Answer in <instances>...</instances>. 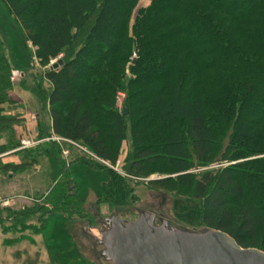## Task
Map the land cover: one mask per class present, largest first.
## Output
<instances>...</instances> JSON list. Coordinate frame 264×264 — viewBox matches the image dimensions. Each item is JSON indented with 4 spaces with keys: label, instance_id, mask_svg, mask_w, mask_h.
Here are the masks:
<instances>
[{
    "label": "trees",
    "instance_id": "16d2710c",
    "mask_svg": "<svg viewBox=\"0 0 264 264\" xmlns=\"http://www.w3.org/2000/svg\"><path fill=\"white\" fill-rule=\"evenodd\" d=\"M2 1L25 29L24 47L33 49L37 65L45 69L46 127L62 143L16 151L18 144L9 136L7 145L0 147V156L19 153V161L12 165L0 160V176L35 168L46 160L51 188L44 200L52 209L69 207L80 214L78 201L65 194L70 184L68 167L115 166L118 146L131 132L126 177L110 172L114 179L102 195L112 209L125 204L129 179L149 177L147 167L162 156L170 172L166 188L190 190L195 182L192 161L199 167L209 165L218 148L217 137L228 135L222 155L214 160L227 165L216 171L210 190L197 205L180 211L185 222L201 227H187L169 218L189 229L221 231L242 248L264 251V0ZM139 1H146L148 8L137 12L133 26L137 58L130 73L134 79L118 80L100 69L94 73L95 54L114 58L122 50L129 18ZM230 2L232 7L227 8ZM217 17L219 23L214 21ZM4 51L0 42V105L10 99L11 88ZM60 56L61 66L51 69L50 63ZM215 71L220 75H210ZM199 83L211 92L200 90ZM38 87L41 90L40 83ZM142 87L147 92L159 89L147 98L144 110L149 117L142 116L143 109L134 100ZM122 90L128 96L126 115L111 98ZM108 92L113 95L107 96ZM146 118L151 121L136 132L135 122ZM10 123L17 120L0 118V132L12 131ZM173 123L185 126L190 149L179 134L166 132ZM66 146L72 149L67 150V157ZM32 196L41 195L35 190ZM58 258L67 261L59 255L53 261Z\"/></svg>",
    "mask_w": 264,
    "mask_h": 264
},
{
    "label": "rangeland",
    "instance_id": "374dc122",
    "mask_svg": "<svg viewBox=\"0 0 264 264\" xmlns=\"http://www.w3.org/2000/svg\"><path fill=\"white\" fill-rule=\"evenodd\" d=\"M226 7L231 8L232 2ZM146 8H148L146 1H139L135 7L129 18L122 50L116 57L106 58L101 54L94 55L91 66L94 73L100 69L105 75L118 80H122V78L134 79L130 73V67L137 58V52L132 47L136 41L133 26L137 19V12ZM243 11L250 12L247 9ZM220 20L219 17L214 19L217 23ZM22 27L11 17L3 1L0 0V42L10 66L9 83L11 85L8 93L10 99L0 105V118L8 117L17 120V123L9 124V129L12 128V131L9 130L10 134L5 131L0 132V147L7 145L6 140L9 136L14 144H18L16 151L28 149L37 144L58 146L62 140L51 135L46 127L49 115L48 107L43 102L44 92L47 91V84L42 80L45 69H41L37 65L33 57V49L29 46L24 47L25 41L22 39H24L25 29L22 30ZM130 47L131 50L128 54ZM59 58L62 59L63 56ZM210 75H220V73L215 71ZM39 83L41 90L38 91ZM198 88L205 93L211 92L207 85L199 83ZM146 90H148L146 87H142L136 91L138 95L134 100L138 108L143 109L142 116L149 117V111L144 110L145 105L149 103L147 98L159 89H151L148 92ZM106 94L110 97L113 95L109 92ZM111 98L118 111L125 109L127 112L124 107L125 100L128 98L125 90L119 91ZM92 114L96 120L100 121L97 114L94 112ZM150 121L151 119L147 118L144 121L139 119L135 122L136 127L133 129L136 132H141V128ZM166 132L179 134L184 139L186 148L190 149L189 139L185 136L187 131L183 124H170ZM227 137L228 135L217 137V151L207 166H197L188 150L190 160H193V175L195 177L194 185L190 190L166 188V178L170 172L162 156L154 166L147 167V171L150 173L149 177L129 179L130 193L124 201L125 204L112 209L104 203L102 195L105 194L106 184L114 179L110 172L122 174L121 178L126 177L127 150L132 139L131 132L128 135V140L118 146L119 158L115 166L100 163L101 165L98 167L93 165L86 167L79 164L68 167L70 184H67L68 193L65 194L78 201L80 214L69 207L64 211L52 209L50 202L44 200L51 188L46 160H43L42 164L35 168H24L19 173L5 172L0 176V264H75L78 262L79 264H97L90 253L87 241L81 236L83 228L95 226V218L92 217L94 207H98V213L102 217L116 213L121 219L134 220L136 209H140L156 214L160 213L168 218H175L187 227H190L189 225L201 227L197 226L198 223L194 221L185 222L180 217V211L183 207L192 208L197 205L205 192L208 193L210 190L216 171L227 165L225 162H221L219 165L216 161L214 162L222 155L223 145H227L228 142ZM37 139L39 140L36 141ZM22 141L27 145H22ZM64 150L67 157V150L72 149L66 146ZM80 152L89 157L88 153L82 149ZM18 154L7 152L1 155V163L18 165ZM35 190L40 192L41 196L38 199L32 196V192ZM69 210L77 215L70 213ZM20 213L24 214L22 218L19 216ZM17 214L19 217H16ZM56 255L63 256L67 261L61 258L53 261Z\"/></svg>",
    "mask_w": 264,
    "mask_h": 264
},
{
    "label": "water",
    "instance_id": "95a60500",
    "mask_svg": "<svg viewBox=\"0 0 264 264\" xmlns=\"http://www.w3.org/2000/svg\"><path fill=\"white\" fill-rule=\"evenodd\" d=\"M61 64L57 60L50 68ZM135 213L134 220H124L92 209L95 226L83 228L81 236L97 264H264V251L242 248L221 231L189 229L152 211Z\"/></svg>",
    "mask_w": 264,
    "mask_h": 264
},
{
    "label": "built area",
    "instance_id": "2783aa9c",
    "mask_svg": "<svg viewBox=\"0 0 264 264\" xmlns=\"http://www.w3.org/2000/svg\"><path fill=\"white\" fill-rule=\"evenodd\" d=\"M21 144L24 145V146L27 145V144H26L25 142H23V141L21 142Z\"/></svg>",
    "mask_w": 264,
    "mask_h": 264
}]
</instances>
